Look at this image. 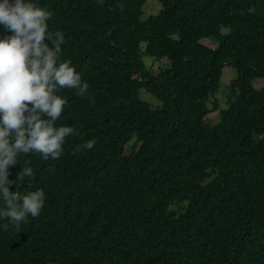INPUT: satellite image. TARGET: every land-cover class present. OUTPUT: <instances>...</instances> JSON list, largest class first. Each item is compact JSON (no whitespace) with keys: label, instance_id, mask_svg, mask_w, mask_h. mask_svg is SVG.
<instances>
[{"label":"trees","instance_id":"trees-1","mask_svg":"<svg viewBox=\"0 0 264 264\" xmlns=\"http://www.w3.org/2000/svg\"><path fill=\"white\" fill-rule=\"evenodd\" d=\"M146 1L30 0L89 88L55 93L67 102L55 127L77 130L58 159L20 153L9 167L11 181L34 173L10 191L45 200L19 228L0 217V264H264V0H157L144 18ZM145 56L169 65L152 72Z\"/></svg>","mask_w":264,"mask_h":264},{"label":"clouds","instance_id":"clouds-1","mask_svg":"<svg viewBox=\"0 0 264 264\" xmlns=\"http://www.w3.org/2000/svg\"><path fill=\"white\" fill-rule=\"evenodd\" d=\"M51 17L50 11L30 0L0 2V25L13 33L0 39V197L5 204L0 217L9 221L3 225L5 229L9 225L19 228L29 215L38 217L45 200L42 189L27 194L10 191L14 183L18 187L20 180L34 178V173L31 167H24L16 181H11L9 167L17 163L20 153L35 152L42 154L45 160L58 159L65 138L77 135V130L55 127L67 105L66 100L55 93L68 88L86 96L89 88L70 66V61L59 62L65 39L60 31H48L46 22ZM45 39L51 43V48ZM95 143L89 140L75 151L92 149Z\"/></svg>","mask_w":264,"mask_h":264},{"label":"rangeland","instance_id":"rangeland-1","mask_svg":"<svg viewBox=\"0 0 264 264\" xmlns=\"http://www.w3.org/2000/svg\"><path fill=\"white\" fill-rule=\"evenodd\" d=\"M162 9L161 4L157 0H147L143 7L142 11L144 12V18H147L150 15H156ZM203 42L211 46L212 48L215 46V41H210L209 39H204ZM144 65L145 67L157 73L162 67H166L169 65V62L164 59L162 61H156L149 56L144 57ZM236 77V71L232 67H225L221 74V86L217 93V98L219 101V108L223 109L227 107V100L229 96V85L232 79ZM253 86L256 89H260L264 87V80L257 79L253 82ZM140 96L142 99L146 100L151 106H157L159 101L155 99L154 96L148 94L145 91H141ZM219 120L218 111L211 112L206 116V121L210 124H215ZM132 143L127 147L126 152L129 153L131 150Z\"/></svg>","mask_w":264,"mask_h":264}]
</instances>
